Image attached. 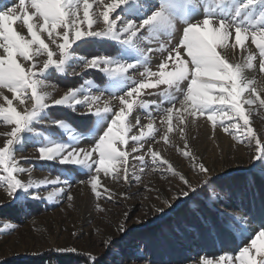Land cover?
I'll list each match as a JSON object with an SVG mask.
<instances>
[{
    "label": "snow or ice",
    "instance_id": "obj_1",
    "mask_svg": "<svg viewBox=\"0 0 264 264\" xmlns=\"http://www.w3.org/2000/svg\"><path fill=\"white\" fill-rule=\"evenodd\" d=\"M237 48L244 56L240 63L229 59ZM257 59L264 74V0H18L0 9V188L9 197L49 200L51 193L41 197L31 190L57 186V196L65 186L70 190L72 181L60 174L30 178L32 170L22 165L29 158L17 152L32 144L38 160L84 176L78 183L96 201L125 195L113 192L102 177L139 184L145 169L178 179L174 199L204 195L216 181L196 161L186 134L198 118L206 117L214 131L222 129L240 144L254 143V159L264 162V135L251 125L253 114L264 110V82L245 75ZM53 73L80 82L57 96V87L47 82ZM148 89L159 90L168 106L146 102ZM150 108L160 116L159 127L150 112L146 125L135 114ZM65 109H82L89 117L84 133ZM174 132L184 139V149L177 150L192 163L197 184L162 155ZM87 137L92 143L82 146ZM129 157L139 162L138 171ZM67 200L71 206L70 191ZM164 204L171 207L168 200ZM96 208L103 211L98 202ZM228 222L240 233V245L234 253L202 257L199 264H264V222L251 231L235 216ZM118 230L128 231L123 223Z\"/></svg>",
    "mask_w": 264,
    "mask_h": 264
},
{
    "label": "rangeland",
    "instance_id": "obj_2",
    "mask_svg": "<svg viewBox=\"0 0 264 264\" xmlns=\"http://www.w3.org/2000/svg\"><path fill=\"white\" fill-rule=\"evenodd\" d=\"M17 3L18 0H0V9L7 10ZM249 50L253 53L258 51L252 45ZM229 59L240 63L244 56L237 48ZM155 61L156 57H153V70ZM245 75L264 82L258 59L253 69L245 70ZM88 78L93 77H85ZM47 82L57 87L56 95L59 96L67 87L79 83L80 78H64L53 73ZM143 99L150 104L155 101L162 107L168 106L157 89L145 90ZM56 111L53 109V114ZM63 111L80 125L77 130L84 133L83 126L90 121L88 116L81 115L83 110ZM149 112L159 127L160 116L155 108L137 110L135 114L146 125ZM251 125L258 134L264 135V110L259 115L253 114ZM3 130L0 125V131ZM37 130H41L40 126ZM186 134L196 161L210 169V175L216 182L208 187L204 195H181L178 199H174L181 187L177 178H164L159 172L145 169L139 184L135 181L131 184L117 183L110 177H102V183L113 192L125 195L96 201L90 188L78 183L85 179L84 176L67 172L58 163L38 160L35 147L26 145L23 152H17V156L29 158L27 163L22 161V165L32 170L31 179H54L60 174L68 177L72 184L70 190L65 186V192L60 196L56 195L57 186L46 185L31 190L41 197L51 193V200L32 199L25 194L9 197L0 188V264H92L90 257L95 259L96 264H199L202 257L215 259L220 254L234 253L240 245V233L233 230L231 222L225 224L226 218L235 216L240 226L250 231L264 222V162L254 159V143L251 146L240 144L222 129L214 131L206 117L192 123ZM80 143L82 146L91 144L92 138L87 137ZM164 149L162 155L193 184H197V172L192 163L177 150L184 149V139L174 132L172 144L164 146ZM129 163L130 167L135 166L139 170V162L129 157ZM244 177L248 184H245ZM20 178L27 182L29 176L23 174ZM231 186L234 187L233 192ZM249 186L253 196L256 192L261 196L256 206L251 208L252 215L250 209L247 211L246 198L251 193ZM239 187L241 191H238ZM68 191L74 197L71 206L67 200ZM213 192L215 196H212ZM206 196L209 198L206 199ZM165 200L170 202L171 207L164 204ZM97 202L103 211L96 208ZM158 208L163 211H157ZM209 212L217 214L219 223L206 235L204 247L200 244L197 222L200 219L209 224ZM121 223L128 229L127 232L118 230ZM228 230L232 232L231 236Z\"/></svg>",
    "mask_w": 264,
    "mask_h": 264
},
{
    "label": "trees",
    "instance_id": "obj_3",
    "mask_svg": "<svg viewBox=\"0 0 264 264\" xmlns=\"http://www.w3.org/2000/svg\"><path fill=\"white\" fill-rule=\"evenodd\" d=\"M256 176V175H255ZM243 180H246L247 182L245 184H248V180L244 177ZM233 183V181L231 182ZM245 186V185H244ZM231 189L232 192L234 191V187L231 186ZM249 190H250V195H247L248 198H246L247 200V211L250 209V214L253 212V210L251 208L255 207L256 204L258 203V200L260 199L261 196H259L257 194V192L255 193V195L253 196V193H252V189L250 188L249 186ZM238 191H241V188L239 187ZM251 198H250V197ZM238 199V198H237ZM254 214V212L252 213ZM251 214V215H252ZM208 215L210 216V223L209 224H204L203 221H201L199 219V223L197 222V229H198V233H199V237H200V244L203 245L204 247L206 246V243L207 241L205 240L206 238V235H208L209 231L215 226L216 227V224L219 223L218 221V218L216 217L217 214H214L212 212H209ZM221 225V224H220ZM222 226V225H221ZM228 232V235L231 236L232 235V232L230 230L227 231ZM210 246V245H209ZM208 246V247H209Z\"/></svg>",
    "mask_w": 264,
    "mask_h": 264
}]
</instances>
